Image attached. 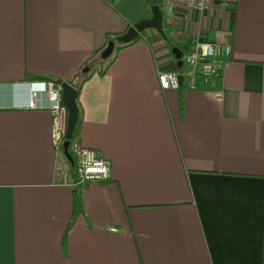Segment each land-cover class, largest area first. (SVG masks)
Listing matches in <instances>:
<instances>
[{
	"label": "crops",
	"instance_id": "crops-1",
	"mask_svg": "<svg viewBox=\"0 0 264 264\" xmlns=\"http://www.w3.org/2000/svg\"><path fill=\"white\" fill-rule=\"evenodd\" d=\"M160 9L177 48L230 52L211 89L212 75L189 89L183 64L161 90L157 73L177 65L151 29L89 71L75 141L110 171L74 186L82 213L62 246L73 186L55 182L51 116L26 107V76L68 82L151 13L143 0H0V264H264V0Z\"/></svg>",
	"mask_w": 264,
	"mask_h": 264
},
{
	"label": "built area",
	"instance_id": "built-area-1",
	"mask_svg": "<svg viewBox=\"0 0 264 264\" xmlns=\"http://www.w3.org/2000/svg\"><path fill=\"white\" fill-rule=\"evenodd\" d=\"M167 1L175 6L199 11L207 10L211 2V0ZM229 52L228 44L207 41H195L187 50L182 51L181 59L185 66L182 76L185 78L187 87L189 89L195 88L198 77L202 79V82H205L218 66V58L228 56ZM179 76L177 71L158 72L156 76L157 85L161 90L174 91L180 85ZM28 87L26 107L47 110L51 116L54 135L53 176L55 182L73 187H83L92 181L106 180L109 177V162L96 151L80 146L75 140L70 145L74 162L72 172L70 171L68 160L62 152L66 110L60 99V85L51 80H34L28 83ZM40 95L44 96L47 101L46 104L39 101Z\"/></svg>",
	"mask_w": 264,
	"mask_h": 264
},
{
	"label": "trees",
	"instance_id": "trees-1",
	"mask_svg": "<svg viewBox=\"0 0 264 264\" xmlns=\"http://www.w3.org/2000/svg\"><path fill=\"white\" fill-rule=\"evenodd\" d=\"M163 0H143V4L146 8L150 9V7L152 6H158L160 8L161 4H162ZM143 33V32H142ZM141 33V34H142ZM119 34H112V35H106L104 38V43L103 45L98 48L97 50H95L91 56L89 57V59L85 62V64H83L81 66V68H79V72L77 74H75L72 78L69 79L68 83L75 89L76 91V95H75V102L78 108V94H79V90L80 87L82 85V83L89 77V71L92 69H94V66L96 64L101 63L102 67L98 68L101 69L99 71V74H102L105 70V68L113 61L114 59V53L120 49L123 46L129 45L131 42L126 43V44H122V43H116L115 39ZM161 38L163 39V41L165 42V44L168 46L169 49H171L172 47H177V45L171 41V39L167 36V34L163 31V35L161 36ZM109 41H113L114 42V48L112 53H110V55H108L107 57L103 56L104 53V49L106 48V45ZM134 41V40H133ZM180 49V48H179ZM181 52L183 51L182 49H180ZM182 66L183 64H181L180 66H176L175 70L177 72H180L182 70ZM87 67L88 70L86 73L82 74L80 73L81 69ZM185 70V68H184ZM212 79L210 81L211 86H201V88H207V89H211L214 88L215 86H213V82L214 80L216 81L215 78H217L216 76H214V74H212ZM26 79L29 80H49L48 78H44L42 76H26ZM58 84H60L59 81H54ZM79 121H80V111L78 108V118L76 121V124L74 126V130H73V134L69 140V144L67 146V152L71 157V162L68 161L69 166H70V171L72 172L73 166H74V162H73V157H72V153H71V149H70V145L71 143L75 140L77 132H78V125H79ZM72 175V173H71ZM82 213V205H81V199H80V193H79V188L78 187H73L72 191H71V214L70 217L68 219V222L66 224V227L64 229V232L61 236V245L65 246V239H66V235L68 230L71 228L74 220L76 219V217L78 215H80Z\"/></svg>",
	"mask_w": 264,
	"mask_h": 264
},
{
	"label": "water",
	"instance_id": "water-1",
	"mask_svg": "<svg viewBox=\"0 0 264 264\" xmlns=\"http://www.w3.org/2000/svg\"><path fill=\"white\" fill-rule=\"evenodd\" d=\"M150 13L151 16L147 19L140 20L138 22H135L132 24L129 28L126 29L125 32L122 34H119L115 42L116 43H122L126 44L133 40H135L143 31L145 30H154L157 32L160 36L163 35L162 30V11L158 6H152L150 7ZM114 46L113 41H109L106 45V48L104 49L103 56L107 57L110 55L112 49ZM170 52L173 56V58L176 60V65L180 66L182 64L181 56L182 52L177 47H172L170 49ZM88 70L87 67H84L81 69L80 73L84 74ZM179 76V80H180ZM60 99L65 107L66 110V118H65V129L63 134V142H62V152L65 156V158L71 162V157L67 152V146L69 144V140L73 134L74 126L76 124L77 118H78V108L75 102V95L76 91L75 89L68 83V82H60Z\"/></svg>",
	"mask_w": 264,
	"mask_h": 264
},
{
	"label": "rangeland",
	"instance_id": "rangeland-1",
	"mask_svg": "<svg viewBox=\"0 0 264 264\" xmlns=\"http://www.w3.org/2000/svg\"><path fill=\"white\" fill-rule=\"evenodd\" d=\"M162 17H163V15H162ZM113 47H114V46H113ZM100 67H102V64H101V63L96 64V65L94 66V69H98V68H100Z\"/></svg>",
	"mask_w": 264,
	"mask_h": 264
},
{
	"label": "bare ground",
	"instance_id": "bare-ground-1",
	"mask_svg": "<svg viewBox=\"0 0 264 264\" xmlns=\"http://www.w3.org/2000/svg\"><path fill=\"white\" fill-rule=\"evenodd\" d=\"M181 61H182V59H181ZM182 64H183V62H182Z\"/></svg>",
	"mask_w": 264,
	"mask_h": 264
}]
</instances>
